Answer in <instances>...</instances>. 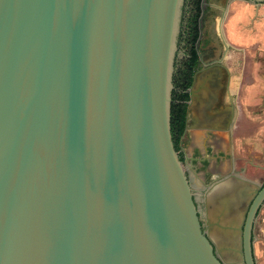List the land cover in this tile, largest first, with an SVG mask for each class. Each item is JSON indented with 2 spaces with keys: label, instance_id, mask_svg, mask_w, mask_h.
Returning <instances> with one entry per match:
<instances>
[{
  "label": "water",
  "instance_id": "obj_1",
  "mask_svg": "<svg viewBox=\"0 0 264 264\" xmlns=\"http://www.w3.org/2000/svg\"><path fill=\"white\" fill-rule=\"evenodd\" d=\"M183 4L0 0V264H255L264 187L218 182L204 231L174 148Z\"/></svg>",
  "mask_w": 264,
  "mask_h": 264
},
{
  "label": "flooded vegetation",
  "instance_id": "obj_2",
  "mask_svg": "<svg viewBox=\"0 0 264 264\" xmlns=\"http://www.w3.org/2000/svg\"><path fill=\"white\" fill-rule=\"evenodd\" d=\"M212 1L217 3V5H221V7L229 5L231 1H238L244 4L248 11L252 7L254 11H257L260 7L264 6V3L257 4L251 0H200V16L197 25L198 35L193 43L189 20L194 14L193 10L196 8L198 1L185 0L184 3V11L182 12L183 16L180 21L181 24L177 40L178 51L173 65L172 83L174 89L173 96L171 97L176 99L181 95L186 94L185 100L181 101V103L185 105L183 115L184 129L179 136L177 152L180 161L183 163L188 182L191 186L193 200L196 209L200 214V222L202 230L204 231L206 230V216L209 209L207 207L206 199L218 182L226 179L238 178L252 186L258 187V190L264 187V179L258 181L257 179L252 180L246 177L247 167L254 168L264 174V164L260 165L259 163H256L255 157L249 152L250 150L246 149L240 152H249L248 156L240 158H237L236 153L234 154L232 150V140L234 135L244 134V136H247L250 134L247 112L245 111L244 113L241 106L244 104L247 110L251 109L249 104H245L247 101L245 96H240L238 91V86L243 82V80L239 78L240 71L244 74L249 67L247 66V61L245 59L243 60L239 54V52L243 51V48H234L231 45L236 43L247 45L251 35L248 36L245 33L239 35V30H237L238 32H235L236 40H234L228 36V33L223 30V28L219 29L216 25V21L220 13L212 10L210 7ZM260 44L261 43H259V45ZM192 47L196 53V60L191 56ZM235 56H238L237 64L231 63V59ZM236 67L239 71H235ZM209 68H220L222 69V73H218L214 76L212 82L215 87L214 89L211 82H209V84L206 83V87L202 86V90L198 95L200 97V105L197 106L196 110L194 109L197 111V114L194 115V110H190L191 112H189L191 103L189 91L192 88L196 77L202 71ZM192 69H194V73H192L190 85L184 88V85L187 83L185 74L192 71ZM248 81L249 79L244 82ZM183 88L184 90H182ZM207 88L213 90L205 91ZM262 101L264 104V97ZM191 127H193V129H191ZM194 130L206 133V137L210 139H215V135L217 134L226 136V145H228V147L225 148V150L219 151L217 155L213 154V148L209 147L207 155L215 157L217 159V164L220 162L219 158L229 160L231 165L229 170L227 169L222 172V169L217 173H213L208 170V166L211 163L210 159H204L203 155L197 150L191 152L189 144L190 133ZM243 143L244 147L245 145L248 146V141L244 140ZM201 173L205 174V181L200 180ZM253 197L254 194H251V197L248 198L245 211H248L249 206L253 201ZM263 207L264 202L258 209L252 226V254L254 261V230L257 218ZM246 213L244 219L246 218Z\"/></svg>",
  "mask_w": 264,
  "mask_h": 264
},
{
  "label": "crops",
  "instance_id": "obj_3",
  "mask_svg": "<svg viewBox=\"0 0 264 264\" xmlns=\"http://www.w3.org/2000/svg\"><path fill=\"white\" fill-rule=\"evenodd\" d=\"M210 7L220 13L216 21L217 27L219 29L223 28L231 39L236 40L235 32H238L237 30H239V35L242 33L248 36L251 35L247 45H240L241 43L231 45L234 48L248 50L252 59L251 63L247 60V66L249 67L247 72L245 71L243 74L240 71L239 78L243 82L238 86L239 95L245 96L247 99L245 104L250 105L251 110H247L244 104L241 103V109L244 113L247 112L250 134L247 136H244V134L234 135L232 150L234 154L237 153V149L241 152L246 149L256 152V156L259 155L264 162V104L262 101L264 97V6L260 7L259 10L256 9L257 11H254L253 7L248 11L245 5L238 1H231L229 5L224 7L212 1ZM259 43L261 44L259 45ZM237 60L238 56H235L231 59V63L237 64ZM235 71H239V69L236 67ZM248 79V82H244ZM206 135V133L197 130L190 133L191 152L197 150L203 155L204 159H210L211 163L208 170L213 173H217L222 169V172L229 170L231 166L229 160L219 158L220 162L217 164L215 157L207 155L209 147L213 148V154L216 155L219 151L225 150L228 147L226 136L217 134L215 139H210ZM244 140L248 141V146L245 145L244 147ZM204 175V173H201L200 180L205 181Z\"/></svg>",
  "mask_w": 264,
  "mask_h": 264
},
{
  "label": "trees",
  "instance_id": "obj_4",
  "mask_svg": "<svg viewBox=\"0 0 264 264\" xmlns=\"http://www.w3.org/2000/svg\"><path fill=\"white\" fill-rule=\"evenodd\" d=\"M198 4L196 6V8L193 10L194 14L191 16L190 20H189V24L191 25V35H192V41L193 43L195 42L197 35H198V30H197V25H198V19L200 16V10H199V2L200 0H197ZM185 3V0H184ZM184 11V4L182 7V12ZM183 13L181 14V19H182ZM181 21V20H180ZM181 24V22H180ZM179 36V35H178ZM178 40V37H177ZM191 56L196 60V53L193 49V47L191 48ZM192 73H194V69H192V71L187 72L186 75V79H187V83L184 85V88L188 87L190 85L191 82V77H192ZM184 78V80H185ZM184 88L182 90H184ZM172 96H173V92H172ZM186 98V94L181 95L179 98H173L172 99V103H171V108H170V128H171V136H172V140H173V144H174V148L177 151L178 148V143H179V136L181 135L183 129H184V111H185V105L183 103H181V101L185 100ZM177 132V133H176Z\"/></svg>",
  "mask_w": 264,
  "mask_h": 264
},
{
  "label": "rangeland",
  "instance_id": "obj_5",
  "mask_svg": "<svg viewBox=\"0 0 264 264\" xmlns=\"http://www.w3.org/2000/svg\"><path fill=\"white\" fill-rule=\"evenodd\" d=\"M182 14V13H181ZM181 20V19H180ZM180 30V25H179ZM179 35V33H178ZM178 48L175 52V58L177 54ZM241 55V58L244 60L252 61L250 52L248 50H244L239 52ZM239 55V56H240ZM174 58V59H175ZM237 149L236 157H246L248 156V153H252V155L255 157V162L261 164H264L263 160L260 158L259 155L256 156V152H243ZM246 177L249 179H257L258 181H262L264 179V174L261 171H257L254 168L247 167ZM253 251H254V257L256 264H264V207L261 209V212L259 214V217L257 218V223L254 230V242H253Z\"/></svg>",
  "mask_w": 264,
  "mask_h": 264
}]
</instances>
